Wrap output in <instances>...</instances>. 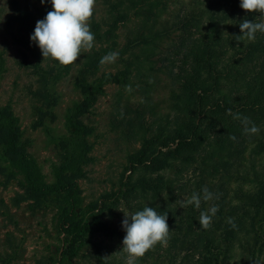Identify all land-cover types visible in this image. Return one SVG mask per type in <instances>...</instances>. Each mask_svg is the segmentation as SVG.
<instances>
[{"label":"trees","instance_id":"trees-1","mask_svg":"<svg viewBox=\"0 0 264 264\" xmlns=\"http://www.w3.org/2000/svg\"><path fill=\"white\" fill-rule=\"evenodd\" d=\"M104 1L109 16L102 22L91 19L94 47L84 53L76 74L81 98L67 109V132L51 136L59 157L52 165V182L28 151L13 107L0 106L1 158L7 163L0 170L18 179L22 189L14 203H54L56 228L69 238L64 260L76 259V264H127L121 221L124 212L146 205L167 214L169 234L136 264H231L237 255L245 264H264V34L248 41L239 28L243 19L258 22L264 17L241 9L239 0H203L200 10L182 9L171 18L162 17L168 0ZM17 9L12 20L18 25V41L36 59L25 62L37 77L31 92L34 125L45 126L56 120V82L69 68L56 61L58 65L46 64L30 41L36 22L51 5L42 4L38 13ZM131 21L136 25L120 47L118 30ZM113 51L123 67L99 73L101 57ZM153 72L170 80L164 110L152 98ZM107 82L140 93L117 111L118 126L140 145L128 155L117 188L83 211L78 181L85 178V165L94 161L89 140L94 128L83 116ZM237 114L240 118H234ZM244 117L259 127L258 134L243 131ZM190 174L195 186L188 188L182 182ZM205 187L214 194L211 201L201 200L199 210L181 207ZM213 204L218 211L204 228L198 222L200 211Z\"/></svg>","mask_w":264,"mask_h":264},{"label":"rangeland","instance_id":"rangeland-1","mask_svg":"<svg viewBox=\"0 0 264 264\" xmlns=\"http://www.w3.org/2000/svg\"><path fill=\"white\" fill-rule=\"evenodd\" d=\"M168 4L169 9L163 14V18H171L173 14L186 8L198 11L203 6V0H168ZM41 6V0H0V106L10 104L13 107L28 151L37 160L46 180L52 182V165L59 163V157L51 136L67 132L64 126L67 109L81 98L75 80L86 51L78 56L77 61L66 66L68 71L56 82L59 102L55 108V122L35 126L36 103L31 92L37 86V77L26 63L36 59L18 41L20 33L12 15L17 13V8H28L38 13ZM108 11L109 6L104 0H95L93 15L88 23L90 24L91 19L102 22L109 16ZM135 25L136 22L131 21L119 28L120 47L127 42L130 30ZM47 59L46 64L58 65L54 60ZM122 67L118 58L115 63L102 64L99 73L116 72ZM153 73L152 98L164 110L168 102L170 80L162 72ZM147 79L152 78L148 76ZM138 82L141 84L140 80ZM132 90L121 91L117 84L105 83L96 102L83 116L84 121L94 128L89 137L93 144L90 154L94 161L85 165V178L78 181L83 196L82 210L102 193L117 188L127 166L128 155L140 145L124 134L121 129L123 126H118L120 115L117 111H121L129 99L134 100L140 96V93H132ZM1 154L0 146V168L7 166ZM184 180L182 183L188 182V188L195 186V177L191 174L185 176ZM21 191L18 179H9L0 170V264H7V260L10 261L9 264H76V259L71 262L64 260L63 250L68 245L69 238L56 228L54 203L42 207H36L30 201L15 204L13 199ZM231 264H245V261L241 255H237Z\"/></svg>","mask_w":264,"mask_h":264},{"label":"clouds","instance_id":"clouds-1","mask_svg":"<svg viewBox=\"0 0 264 264\" xmlns=\"http://www.w3.org/2000/svg\"><path fill=\"white\" fill-rule=\"evenodd\" d=\"M45 3L51 5V10L36 22L30 41L39 47L44 59L50 58L62 66L70 65L77 61L82 52L94 47L95 35L88 21L93 15L95 0H41V4ZM239 6L264 17V0H239ZM239 28L242 39L254 41L257 33L264 34V19L258 22L243 19L239 22ZM118 57V52H109L101 57L100 63H115ZM234 118L240 117L237 114ZM241 123L246 134L260 132L259 127L247 117L242 118ZM230 138L236 139L235 136ZM213 198L214 194L205 187L200 193L194 192L190 198L182 201L181 207L191 205L199 210L201 200L207 202ZM217 211L218 207L214 204L201 210L199 224L207 228ZM121 226L125 232L122 249L126 253L127 264H136L138 258L158 242H164L169 234L167 214H160L149 205L131 214L124 212Z\"/></svg>","mask_w":264,"mask_h":264}]
</instances>
